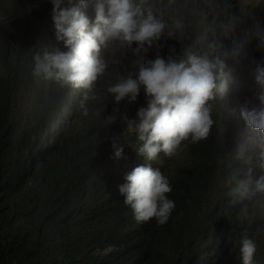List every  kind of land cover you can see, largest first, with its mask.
Returning a JSON list of instances; mask_svg holds the SVG:
<instances>
[{
    "label": "clouds",
    "instance_id": "obj_1",
    "mask_svg": "<svg viewBox=\"0 0 264 264\" xmlns=\"http://www.w3.org/2000/svg\"><path fill=\"white\" fill-rule=\"evenodd\" d=\"M17 1L24 8L39 4L53 11L41 16L46 25L41 22L37 33L28 35L34 45L27 53L26 81L0 89V136L11 135L13 122L33 118L31 111H17L26 97L25 83L33 82L32 109L46 111L40 122L51 126L49 138L67 111L80 115L74 128L98 126L107 138L106 151L117 168L107 192L118 201L106 212L105 228L133 244L140 264H264V11L234 0H222L223 5L186 0L184 24L166 7L172 26L157 13L176 0H0V18L2 5ZM5 20L0 28L16 26ZM22 48L23 43L19 53ZM107 83L104 99L90 104ZM38 91L50 105L38 100ZM4 110L18 118L6 123ZM217 140L222 154L214 156L217 166L206 164L195 194L201 186L211 211L220 201L234 206L238 241L229 247L221 237L204 234L191 248L188 233L175 229L140 238L147 227L168 226L176 203H182L180 185L196 180L200 159L210 155ZM254 144L260 149L257 158ZM86 215L95 216L92 207ZM111 250L115 247L102 253Z\"/></svg>",
    "mask_w": 264,
    "mask_h": 264
},
{
    "label": "trees",
    "instance_id": "obj_2",
    "mask_svg": "<svg viewBox=\"0 0 264 264\" xmlns=\"http://www.w3.org/2000/svg\"><path fill=\"white\" fill-rule=\"evenodd\" d=\"M185 1L167 2L157 16L173 26L167 7L176 11L175 20L184 24ZM226 3V9L231 11L230 3ZM43 10L45 7L39 4L24 8L21 1L2 5L0 24L10 17L5 22L16 26L8 30L0 28L1 90L14 81L24 83V76L30 74L27 53L34 44L28 43V35L31 31L37 33L41 16H51L53 7ZM52 28L53 21L48 30ZM22 32L23 48L19 53ZM101 56L105 60L106 52L102 51ZM38 96L42 104H51L46 94L38 91ZM9 103L12 105L10 100ZM45 114L40 107L34 108L31 120L9 125V134L14 138L0 136V264H140L133 244L108 235L105 228L106 212L118 201L107 192L117 176V168L106 151L107 138L98 126L94 131L74 128L73 123L80 115L69 111L52 133L55 136L49 138L51 126L40 122ZM2 115L6 123L18 118L9 117L5 110ZM32 123L33 127L28 128ZM99 126L104 128L105 124L101 122ZM222 151L221 142L215 141L210 155L200 159L196 180L191 185H180L182 203H176L168 226L147 227L139 234L140 238L175 229L188 233L191 248L204 234L219 236L229 247L234 246L240 234L236 231L234 206H225L220 201L216 210L211 211L200 196L201 186L196 194L194 189L200 183V173L208 171L206 164L217 166L214 156ZM232 159L240 161L236 156ZM87 207L95 211L94 217L86 215ZM111 246L115 250L102 253ZM204 246L208 247L207 241ZM177 264L184 262L180 260Z\"/></svg>",
    "mask_w": 264,
    "mask_h": 264
},
{
    "label": "rangeland",
    "instance_id": "obj_3",
    "mask_svg": "<svg viewBox=\"0 0 264 264\" xmlns=\"http://www.w3.org/2000/svg\"><path fill=\"white\" fill-rule=\"evenodd\" d=\"M206 2H207V0H205ZM219 1H221V5H223L224 3H223V1L222 0H219ZM234 2L235 3H237L238 5H241V4H243V3H250V4H252L253 5V8L254 9H260V10H263L264 11V0H244V1H242V0H234ZM91 13L93 14V11L91 10ZM226 20H231V19H229L228 17L226 18ZM231 21H233V20H231ZM41 22H42V24L43 25H46L47 24V20H46V18H42V20H41ZM245 22V20L243 21V25L245 24L244 23ZM233 26H235V24H233ZM47 27V26H46ZM39 28H40V26H39ZM38 28V29H39ZM46 32L47 33H49V39H53V34L51 33V31H48V28H46ZM217 42V41H216ZM44 44H50L49 42H48V40L46 39L45 41H44ZM227 48H228V43L225 45ZM110 84H103L102 86H101V90L98 92V94H97V96L99 97V99L98 100H95V101H90L89 103L90 104H92V105H98V103H99V100L100 99H104L103 97H102V92H103V90H105V89H107V87L109 86ZM34 89H35V86H34V83L33 82H27V83H25V85H24V91H25V94H26V97L23 99V101H22V103L17 107V111L18 112H29V111H31L32 110V108H33V106H34V97H35V94H34ZM105 109V106H103V110ZM98 114V112L95 114V116ZM92 117V116H91ZM84 118H86V117H84ZM242 119V118H241ZM92 121L94 122L95 121V117H93L92 118ZM242 123H244V122H242ZM244 125V130H246V126H245V124H243ZM79 127L80 126V122H77L76 124H75V127ZM255 146L254 147H256V148H258L257 147V145L256 144H254ZM258 152H259V149H258ZM186 155H188V154H186ZM244 166H242V168H243ZM260 209H256V213L259 211ZM256 242H258V239L255 237V236H251Z\"/></svg>",
    "mask_w": 264,
    "mask_h": 264
},
{
    "label": "bare ground",
    "instance_id": "obj_4",
    "mask_svg": "<svg viewBox=\"0 0 264 264\" xmlns=\"http://www.w3.org/2000/svg\"><path fill=\"white\" fill-rule=\"evenodd\" d=\"M102 51H105V52H106L105 49H103ZM219 84H221V82H219ZM230 119H231V118H227V119H226V122L229 123V121H231ZM240 120L242 121L241 118H240ZM233 122H234V120H233ZM241 123H242V122H241ZM243 124H244V123H243ZM230 126H232L231 123H230ZM243 128H244V126H243ZM255 148H256V147H255ZM256 150H258V148H256ZM252 153H253V155H254V158H257V153H258V151H257L256 153H254V152L252 151ZM185 154H188V151H186ZM204 248H206V246H204ZM205 259L207 260V257H205Z\"/></svg>",
    "mask_w": 264,
    "mask_h": 264
}]
</instances>
